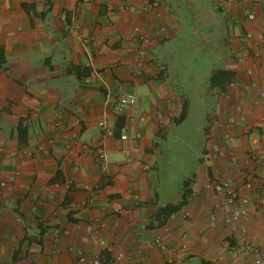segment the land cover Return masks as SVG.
I'll list each match as a JSON object with an SVG mask.
<instances>
[{
    "label": "crops",
    "instance_id": "0c3cea01",
    "mask_svg": "<svg viewBox=\"0 0 264 264\" xmlns=\"http://www.w3.org/2000/svg\"><path fill=\"white\" fill-rule=\"evenodd\" d=\"M150 1L0 0V180L13 176L0 186V264H72L76 249L105 264H248L233 252L240 233L264 250V208L250 200L247 215L228 225L213 191L217 179L244 191L247 173L256 186L264 184V71L252 55L260 51L264 60V40L255 37L264 33V0H158L145 11ZM71 15L77 30L65 27ZM187 31L219 64L202 76L208 80L199 92L203 147L180 182L189 180L190 196L157 224L151 222L156 208L177 203L182 192L163 177L159 139L185 120L173 122L182 99L165 76L161 54ZM108 68L102 80L84 82L91 69ZM221 68L233 73L236 87L209 85ZM123 93L136 101L118 111ZM239 113L241 121L227 123ZM102 118L116 136L102 134ZM125 125L129 137L120 140ZM98 145L108 157L104 172L95 160ZM217 149L234 153L236 162ZM55 227L67 233L55 236ZM155 237L164 249L151 243ZM117 253L123 260L114 263Z\"/></svg>",
    "mask_w": 264,
    "mask_h": 264
},
{
    "label": "built area",
    "instance_id": "2783aa9c",
    "mask_svg": "<svg viewBox=\"0 0 264 264\" xmlns=\"http://www.w3.org/2000/svg\"><path fill=\"white\" fill-rule=\"evenodd\" d=\"M81 2H87L88 0H80ZM159 4L158 0H152L148 2L144 6L145 11H149L151 9H154L157 5ZM130 9H133L132 6L129 7ZM63 17L66 18V14H63ZM247 17L249 19H253L254 15L253 14H248ZM66 29L69 30H77L79 28V21L78 19L74 16L71 15L67 18L66 22ZM165 31V27L161 26L159 28L158 32L163 33ZM252 34L247 32L245 34L246 38H250ZM258 38V40H264V33H259L255 36ZM139 40L142 43H148V38L146 36L140 35ZM253 57L260 60V66L262 68V71H264V60L261 57V52L260 51H255L253 52ZM109 71L108 69H91L88 74L83 78L84 82H89L93 78H97L99 80H102L106 73ZM238 85V82L234 79V77L230 78L225 84L224 87H236ZM256 85L255 82H252V86ZM260 98H264V91H260L259 93ZM136 101L135 95L132 93H123L118 95L117 101H116V109L118 111H123L124 109L128 108L132 104H134ZM236 110L238 112L241 111V107L237 106ZM139 119L143 120L144 117H140ZM243 119V116L239 113L237 119L234 117H229L227 120L228 124H235L238 123ZM134 121L133 117H128L127 119V124H131ZM97 125L99 130L102 132L103 135L105 136H111L114 137L116 136V130L108 124V121L106 118L99 119L97 121ZM126 125L122 126L120 128V132L118 135V138L120 140H126L128 139V133L126 132ZM135 137H140L139 133H135ZM223 137L225 139H229L231 137L229 132H225ZM73 138H76V135H73ZM264 138V134H263ZM126 156L128 160H133V158L130 156L129 152L126 149L121 150ZM95 160L97 164L99 165L101 171H105L107 164H108V157L106 150L103 145H98L95 149ZM217 154L220 156H227L228 159L231 162H236V155L232 152H225L223 150L217 149ZM255 159L256 157L249 155L247 159ZM138 163L139 160H137ZM143 169H149L150 165L149 163L143 162L141 163ZM13 180V176L9 177L8 180H0V186H4L7 182H10ZM243 190H240L236 188V186L229 180L225 179H217L214 182L213 185V191H214V196L218 198L219 200L222 201L220 204L218 211L222 214L224 223L228 225H232L233 222H235L238 219L243 218L244 216L247 215V209L246 205L249 203L250 200L254 201V206L257 210H261L264 208V184H261L259 186H256L253 182V178L251 174L247 173L245 176V180L243 182ZM138 197L135 195V198ZM217 219V211H213L209 215V222L211 225H214ZM67 233L66 230H60L59 228H53V233L55 236L59 235V233ZM100 243L105 245V241L103 239H100ZM151 243L160 248L164 249L166 247L165 243L161 240L160 237H155ZM106 248L111 249L110 245H106ZM73 250V249H72ZM51 252H55V248L52 246L50 249ZM233 252L234 254H240L244 258H246L249 263L248 264H264V250L252 243L248 237L240 233L237 235V243L233 247ZM75 253V259L72 262V264H105L104 261L102 260V257L97 255V256H87L82 250L76 249L74 250ZM123 260V255L121 253H117L114 256L113 262L114 263H119L120 261ZM171 261V260H170ZM169 261L168 264H171ZM165 264V263H163ZM211 264H220L219 259H214L212 260ZM227 264H238L235 261L229 262Z\"/></svg>",
    "mask_w": 264,
    "mask_h": 264
},
{
    "label": "rangeland",
    "instance_id": "374dc122",
    "mask_svg": "<svg viewBox=\"0 0 264 264\" xmlns=\"http://www.w3.org/2000/svg\"><path fill=\"white\" fill-rule=\"evenodd\" d=\"M198 44L199 41L192 32H183L169 41L161 54L170 86L176 90L180 99L187 98L191 105L182 124L172 129L168 135L165 134L166 138L159 139L161 172L164 178H171L174 189L176 186L180 189L181 179L195 164L197 152L202 151L205 111L201 107L203 99L199 92L208 83L202 76L208 74L215 64H219L217 55H211L209 48H197Z\"/></svg>",
    "mask_w": 264,
    "mask_h": 264
},
{
    "label": "trees",
    "instance_id": "16d2710c",
    "mask_svg": "<svg viewBox=\"0 0 264 264\" xmlns=\"http://www.w3.org/2000/svg\"><path fill=\"white\" fill-rule=\"evenodd\" d=\"M232 77H233V73L231 71L222 68L217 69L213 74L209 76V85L211 87L220 89ZM188 103L189 102L187 98L184 97L181 102L179 115L177 116V118L173 120L175 125H178L187 117L188 105H189ZM17 129H18V138L20 141H23V137L21 136V132H22L21 124L17 126ZM181 188H182V192L178 202L175 204H165L163 206L156 208L151 222L155 221L157 222V224L164 223V221L167 219V217H169L170 214L176 212L180 207L186 204L191 192L189 187V180L184 179L182 181Z\"/></svg>",
    "mask_w": 264,
    "mask_h": 264
}]
</instances>
